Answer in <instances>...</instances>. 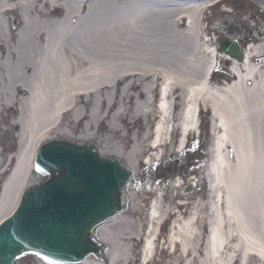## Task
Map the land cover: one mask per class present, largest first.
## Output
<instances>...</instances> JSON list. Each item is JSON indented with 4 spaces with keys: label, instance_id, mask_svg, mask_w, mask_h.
Wrapping results in <instances>:
<instances>
[{
    "label": "bare ground",
    "instance_id": "1",
    "mask_svg": "<svg viewBox=\"0 0 264 264\" xmlns=\"http://www.w3.org/2000/svg\"><path fill=\"white\" fill-rule=\"evenodd\" d=\"M182 1L0 0V119L11 114L10 126L19 128L16 149L0 158V224L36 183L34 153L49 138L105 144L102 154L136 175L148 144L166 142L168 124L175 122L185 135L197 124L198 107L210 105L218 148L205 170L209 194L189 203L185 218L170 223L166 247L174 253L169 256L184 264H264V63H259L264 41L259 48L248 46L242 65L232 61L231 84L211 87L216 49L203 40L204 5ZM175 65L188 74L176 78ZM173 103L178 111L170 120ZM151 117L157 122L154 134ZM77 126L87 131L102 126L106 133L75 135ZM183 145L184 139L179 148ZM137 198L129 197V215L98 230L110 248L108 261L88 256L64 264H132L137 242L143 262L153 260L159 249L154 240L172 209L158 196L139 221Z\"/></svg>",
    "mask_w": 264,
    "mask_h": 264
},
{
    "label": "water",
    "instance_id": "2",
    "mask_svg": "<svg viewBox=\"0 0 264 264\" xmlns=\"http://www.w3.org/2000/svg\"><path fill=\"white\" fill-rule=\"evenodd\" d=\"M232 50L220 51L239 59ZM35 173L47 177L29 188L0 225V264L33 254L47 263L80 262L98 249L93 232L124 208L130 173L92 146L51 141L38 151Z\"/></svg>",
    "mask_w": 264,
    "mask_h": 264
},
{
    "label": "rangeland",
    "instance_id": "3",
    "mask_svg": "<svg viewBox=\"0 0 264 264\" xmlns=\"http://www.w3.org/2000/svg\"><path fill=\"white\" fill-rule=\"evenodd\" d=\"M180 1V0H179ZM181 2V1H180ZM228 4L232 5L235 4L236 7L234 9V11L232 13H228V12H223L222 10L217 9V11L214 13L213 12V28L212 30H210L209 32H214V34H210L209 36L211 37V43H209V45L211 47H213L214 45L217 44V41L225 36H227L228 38H233L236 39L237 41L241 42L243 40V38L245 39V41L248 44H257L254 47H260L261 42H263L264 40V30H263V17H264V11L262 10V7H264V0H227ZM228 11H230V9H228ZM234 21H232V20ZM239 19V20H238ZM17 25V26H16ZM19 24H15V27H18ZM222 26L223 28H221L219 31L215 30L214 28H218ZM259 31V32H258ZM220 33V34H219ZM262 35V37H258V35ZM213 37V38H212ZM167 37H164V39ZM241 40V41H240ZM104 41V39L100 40V43H102ZM180 42L186 43L188 44V42L186 40L181 39ZM181 43H179L177 46H179V48H177V55L180 56V49L182 48V46H180ZM200 44V43H199ZM201 45V44H200ZM192 47L188 44V48ZM210 47V48H211ZM194 48V47H193ZM196 49V47L194 48ZM192 55V54H191ZM193 61L195 60L194 57H192ZM181 64H183V68H188L191 65L188 63V67L185 64L184 61L180 60ZM221 67L219 69V71L217 72V74H214V76H212V85H217V84H221L222 81H226L228 83H231L232 80V76H226L224 73H222L223 69H226L227 66H229L232 62L231 60L226 61L225 59H221ZM163 66L167 67V64L162 63ZM189 70V68H188ZM190 72V71H189ZM173 75L176 78H179L180 75L182 74H188L186 71H180V68L177 70L176 65L175 68L173 70ZM191 76H196L194 73V70L192 71V73H190ZM209 113H207L208 115ZM11 115V114H10ZM203 115V113H202ZM4 121V120H3ZM201 121V125L199 126V131H202L201 134V139L203 141L204 144V149H203V154H204V158L208 159V156L210 154L211 156V152L213 150V145L215 144L214 140L212 139V135H210V132L212 133V130L214 128V125H210V122H208V117H203L201 116L200 118ZM142 122V121H141ZM141 126V123L138 122L137 126ZM79 127V128H78ZM74 129L73 132L77 133V134H83L82 133V126H78ZM0 128H5L7 130L6 127L3 126V122H0ZM102 126L98 129V132L95 134V137H102L104 136V134L106 133V131L103 133L102 132ZM0 140H1V146H3L4 152H10L15 148V139L13 137L14 132L11 133V138L8 140H4L3 138V130L0 131ZM175 135H177L176 133H174ZM214 134V133H213ZM116 139V138H115ZM264 140V137H263ZM173 142H176V136H173ZM230 145V144H229ZM129 146V145H128ZM255 146V145H254ZM101 147H106L105 144H103ZM173 150V149H172ZM208 152V154H207ZM228 153V152H226ZM141 158H139L140 160ZM155 167L152 168V170L155 169V171L158 173V176L163 177L164 174L166 172H168L170 169V165H166L163 166V164L160 165H154ZM141 167V166H140ZM135 176V179L138 181H142L144 178H147L148 180L151 181H155V178L152 174V177L149 176V172L147 169L143 168L142 170L140 169ZM36 182H39L36 179ZM136 192V191H135ZM137 195V200L141 199L142 201H144L143 198H145L146 194L145 193H135ZM203 195H199L196 197H192V200H187V202L193 203L195 200L197 199H205L206 196ZM171 199V198H170ZM167 201V205H171L172 208H174V204H169ZM142 203V202H141ZM193 207V206H191ZM146 208L144 206H142L141 204L139 205V209H137L135 211V218L138 219L139 221H143L146 219V216L143 215L142 212L145 213ZM130 213V208L127 209L126 211V215H129ZM163 236V239L165 240L166 238V228H163L161 233ZM134 244V255L136 257V251H138L137 246L139 245L138 242L137 243H133ZM160 247V246H159ZM249 255H251L252 253L248 252ZM175 257L173 256L172 258L169 255L165 256V261L163 263H167L170 264L171 262H174V264H179V262H175ZM29 260L30 264H38L37 260L32 257V256H25L23 258H21L19 260V264H26L25 262ZM133 260V258H132ZM258 260V259H257ZM133 264H135V261H133ZM159 264V263H158ZM257 264V263H256Z\"/></svg>",
    "mask_w": 264,
    "mask_h": 264
},
{
    "label": "flooded vegetation",
    "instance_id": "4",
    "mask_svg": "<svg viewBox=\"0 0 264 264\" xmlns=\"http://www.w3.org/2000/svg\"><path fill=\"white\" fill-rule=\"evenodd\" d=\"M198 192L200 191V190H197Z\"/></svg>",
    "mask_w": 264,
    "mask_h": 264
}]
</instances>
